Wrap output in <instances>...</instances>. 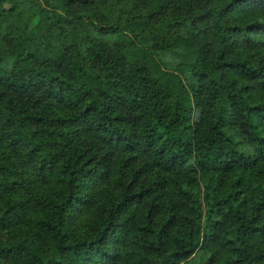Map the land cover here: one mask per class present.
<instances>
[{"label": "trees", "instance_id": "trees-1", "mask_svg": "<svg viewBox=\"0 0 264 264\" xmlns=\"http://www.w3.org/2000/svg\"><path fill=\"white\" fill-rule=\"evenodd\" d=\"M0 264H264V0H0Z\"/></svg>", "mask_w": 264, "mask_h": 264}, {"label": "rangeland", "instance_id": "rangeland-1", "mask_svg": "<svg viewBox=\"0 0 264 264\" xmlns=\"http://www.w3.org/2000/svg\"><path fill=\"white\" fill-rule=\"evenodd\" d=\"M161 56L164 58V61H161L160 58H159L158 60H159L160 64L163 65V66H166V67H170L171 66V61H170L169 57L166 56V55H161ZM184 77H185V80L189 79L188 75H185Z\"/></svg>", "mask_w": 264, "mask_h": 264}]
</instances>
